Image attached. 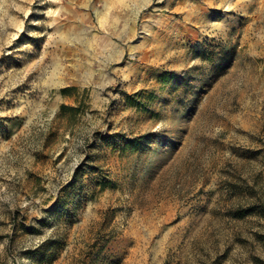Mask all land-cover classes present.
<instances>
[{"label": "rangeland", "instance_id": "374dc122", "mask_svg": "<svg viewBox=\"0 0 264 264\" xmlns=\"http://www.w3.org/2000/svg\"><path fill=\"white\" fill-rule=\"evenodd\" d=\"M0 264H264V0H0Z\"/></svg>", "mask_w": 264, "mask_h": 264}, {"label": "trees", "instance_id": "16d2710c", "mask_svg": "<svg viewBox=\"0 0 264 264\" xmlns=\"http://www.w3.org/2000/svg\"><path fill=\"white\" fill-rule=\"evenodd\" d=\"M70 90H75V89H64L61 91V93H62V95L66 96ZM77 111H78L77 108H72V107H68L65 105H63L61 108L62 114H65L66 112H74L75 113Z\"/></svg>", "mask_w": 264, "mask_h": 264}]
</instances>
